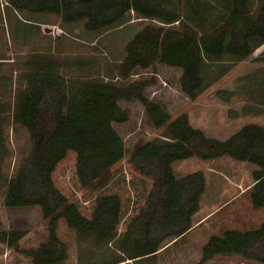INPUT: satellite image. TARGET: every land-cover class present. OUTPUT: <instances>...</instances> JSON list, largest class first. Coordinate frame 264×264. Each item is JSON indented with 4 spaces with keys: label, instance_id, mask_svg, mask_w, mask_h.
<instances>
[{
    "label": "trees",
    "instance_id": "1",
    "mask_svg": "<svg viewBox=\"0 0 264 264\" xmlns=\"http://www.w3.org/2000/svg\"><path fill=\"white\" fill-rule=\"evenodd\" d=\"M12 2L21 8L17 0ZM41 8L55 12L65 22L84 23L91 31L119 25L132 12L143 20L157 21L158 25L145 26L128 43L118 77L123 82L135 70L157 65L177 68L181 70V91L191 101L226 70L211 76V68L242 61L264 45V0H43ZM216 11L219 16L213 19ZM31 66L34 70L14 110V120L26 129L29 142L19 150L21 158L9 177L4 162L12 149L5 141L0 143V180L8 179L5 207L37 206L48 220L45 241L22 251L31 264L66 261V249L58 235L60 220L95 247L113 243L119 254L104 264H129L128 260L132 264H159L163 240L152 235L158 210L165 226L180 224L175 236H182L192 227L191 218L205 192L203 173L178 180L174 163L195 156L209 159L224 155L259 167L253 174L254 184L244 192L258 221L230 226L221 236L210 235L199 264L216 260L264 264L263 127L244 128L219 141L194 128L185 114L171 121L163 105L146 95L150 81L87 80L73 89L54 61L37 60ZM46 93L50 102H45ZM217 94L227 102L233 95L222 90ZM132 101L142 106L156 129L166 130L159 139L137 144L127 164L163 194L122 229L118 196H99L91 215L85 216L77 204L70 202V191L90 187L95 181L102 187L112 167L126 156L125 141L115 125L128 122L126 107ZM1 137L4 140V133ZM144 160L158 162V177L138 165ZM187 195L189 206L184 203ZM26 234L23 229L0 230V243L14 247ZM256 244L257 253L253 250Z\"/></svg>",
    "mask_w": 264,
    "mask_h": 264
},
{
    "label": "rangeland",
    "instance_id": "2",
    "mask_svg": "<svg viewBox=\"0 0 264 264\" xmlns=\"http://www.w3.org/2000/svg\"><path fill=\"white\" fill-rule=\"evenodd\" d=\"M17 1L21 8H17L12 0H0V143L5 141L12 149L4 162V172L8 177L21 158L19 150L29 142L26 129L14 120V110L16 99L27 87V77L34 70L32 63L37 60L45 63L54 61L58 72L73 89L87 80L118 83L121 82L119 65L126 56L128 43L145 26L159 24L143 20L132 12L119 25L91 31L84 23L65 22L55 12L43 10V0ZM218 16L216 11L213 19ZM218 70L223 75L194 101L181 91V70L165 65L137 69L121 83L150 81L146 95L163 105L171 115V121L185 114L194 128L219 141H226L244 128H264V45L248 58L236 63H222L219 68H211L209 73L212 76ZM219 90L232 92L231 101L222 99L217 94ZM50 100L46 93L45 102ZM126 109L128 122L115 125L125 141L126 156L112 167L110 178L102 187L95 181L90 187L70 191V202L77 204L85 216L91 215L99 196H118L122 229L134 215L154 206L163 194V190L152 187L150 179L136 173L127 164L128 158L137 144L159 139L166 130V127L156 129L137 101H132ZM205 152L203 154H207ZM138 165L153 176H159L156 160H144ZM173 167L181 181L193 173H203L205 192L200 197L198 211L191 218L192 227L182 236H175L180 224L165 226L158 210L152 235L163 240L158 254L159 264H199L202 248L210 235L221 236L230 226L258 221L244 195L254 184L253 174L259 170L257 165L224 155L209 159L195 156L177 161ZM7 186L8 179H1L0 230L23 229L27 234L14 247L0 243V264H31L22 251L45 241L48 220L43 218L37 206L5 207ZM30 194L34 192L30 190ZM189 195L184 200L188 206ZM58 235L67 253L63 264H104L119 254L113 243L93 246L90 239L80 237L63 220L58 225ZM253 250L259 252L257 244ZM127 262L132 264V260ZM208 264L257 263L253 260L245 263L216 260Z\"/></svg>",
    "mask_w": 264,
    "mask_h": 264
}]
</instances>
